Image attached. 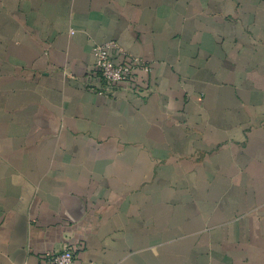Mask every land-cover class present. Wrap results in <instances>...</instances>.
<instances>
[{
  "label": "crops",
  "instance_id": "obj_1",
  "mask_svg": "<svg viewBox=\"0 0 264 264\" xmlns=\"http://www.w3.org/2000/svg\"><path fill=\"white\" fill-rule=\"evenodd\" d=\"M152 66L89 90L93 47ZM264 264V0H0V264Z\"/></svg>",
  "mask_w": 264,
  "mask_h": 264
},
{
  "label": "built area",
  "instance_id": "obj_2",
  "mask_svg": "<svg viewBox=\"0 0 264 264\" xmlns=\"http://www.w3.org/2000/svg\"><path fill=\"white\" fill-rule=\"evenodd\" d=\"M93 69L87 76L86 87L104 97H117L121 91L144 93L148 86L143 75L152 66L141 57L127 52L119 42L110 40L93 47ZM79 247L68 246L61 252L46 254L45 264H77Z\"/></svg>",
  "mask_w": 264,
  "mask_h": 264
}]
</instances>
